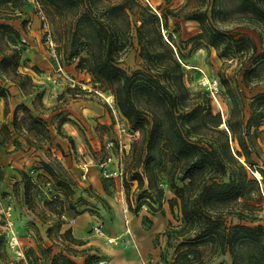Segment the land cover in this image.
I'll list each match as a JSON object with an SVG mask.
<instances>
[{
    "label": "trees",
    "instance_id": "1",
    "mask_svg": "<svg viewBox=\"0 0 264 264\" xmlns=\"http://www.w3.org/2000/svg\"><path fill=\"white\" fill-rule=\"evenodd\" d=\"M35 1L44 12H53L59 18L57 53L68 61L77 58L78 68L86 69L105 83L131 128L140 133L122 170L128 209L137 214L145 206L151 215L164 214L165 186L173 192L168 204L172 214L175 208L178 210L179 223L174 225L169 221L164 231L167 246H173V256L167 261L160 253L157 264H209L214 256L226 253L229 264H264V225L232 222L228 218L254 220L256 217L248 213L257 209L250 200L255 194L260 198V187L264 184V168L258 160L264 143V91L251 94L246 113L241 93H235L229 80L222 77L220 82L227 89L231 105L222 118L220 111L213 112L207 90H191L185 84L181 64L159 30V20L163 25L167 21L166 12L158 16L143 0ZM11 2L0 0V77L17 85L25 95H31L36 84L28 73L18 70L23 48L20 45L25 40L20 29L10 23L13 11L8 5ZM240 3L242 12L264 27V0H240ZM212 11L210 15L204 10L186 16L199 22L200 31L191 39L203 40L220 58L244 54L246 59L239 64L243 85L250 88L262 81L264 48H258L249 37L217 27L212 21ZM148 22L162 51L148 36ZM134 39L143 61L141 67L127 72L120 62L134 45ZM0 97L5 99L8 94ZM19 110L23 113L20 117ZM26 120L30 123L29 131L49 133L46 121L21 102L12 110L11 120L2 124L6 138L3 140L0 135V142L12 138L13 145L18 147L17 136L23 134L20 124ZM67 120L65 116L59 119L58 132ZM66 137L72 140L71 136ZM56 145L63 152L60 144ZM40 167L64 197L78 186L56 158L41 160ZM254 171L260 173L262 181L251 174ZM19 173L28 188V183L32 184L30 176L23 170ZM41 175L44 174H37ZM134 181L137 184L135 202L129 194ZM104 182L105 179V191ZM83 211L82 208L76 214ZM141 223L143 228H148L152 220L143 215ZM61 258L65 264H78L69 254ZM98 259L96 254H89L84 264ZM213 264L228 263L220 260Z\"/></svg>",
    "mask_w": 264,
    "mask_h": 264
},
{
    "label": "rangeland",
    "instance_id": "2",
    "mask_svg": "<svg viewBox=\"0 0 264 264\" xmlns=\"http://www.w3.org/2000/svg\"><path fill=\"white\" fill-rule=\"evenodd\" d=\"M149 1L152 4V6L148 4L149 7L158 16L162 12L167 14L164 25L159 20V30L163 40L171 46L175 59L181 64L185 84L196 91L206 90L199 83L202 78L212 84L217 82L218 90L214 93L207 90L208 96L213 112L220 111L222 118H225L231 106L230 97L220 80L222 77L227 78L232 90L241 93V100L248 113L251 92L243 85L242 70L239 68L240 62L245 60L246 56L241 54L220 58L213 47L204 45L203 40L191 39V36L200 31L199 22L186 19V16L204 10L210 15L213 10L212 21L217 27L251 38L258 48H264L262 23L242 12L240 0ZM8 6L13 11L12 20L19 21L20 35L22 40H25L24 45H20L23 48L18 70L28 73L32 82L36 84L35 92L28 95L29 106L33 114L39 115L46 121L49 133L39 134L29 131L30 123L26 120L20 124L23 134L17 136L20 141L18 147L13 145L10 150L3 149L9 145L12 138L0 142V151L3 153L9 154L15 151L20 154L11 159L0 155V264L11 261H19L21 264H65L61 255L69 254L75 261L73 256L83 255V251H86L87 255L98 256V261L92 264H106L102 260L106 259L107 253L104 254L105 251L99 248H94V251L89 247L82 249L79 246L82 238L98 239L111 244L116 249L122 246L131 248L135 252L147 251L149 256L153 253L158 255L163 253L166 260L170 261L173 256V246H167L164 231L169 221L174 225L179 223L178 210L175 208L172 214L168 204L173 192L165 186L164 214L157 213L153 216L145 206H142L137 214H133L128 209L125 188L122 180L120 181L122 170L131 154L132 144L139 138L140 133L131 128L118 109L112 91L105 83L86 69L78 68L77 58L68 61L57 53L60 21L53 12L47 13L41 9L46 21L44 26L35 0H12ZM147 25L150 28L149 38H152L154 46L161 50L156 35L152 32L151 24L148 22ZM46 29L50 31L55 44L53 50L47 40ZM175 47L179 53L176 52ZM142 61L138 54L137 40L134 39V45L126 51L120 64L130 72L141 67ZM58 66H61L64 72L58 71ZM261 73H264V69ZM8 82L5 77H0V88H2L0 94L4 96L8 94V98L0 97V100H4V107L2 111L0 110V135L3 140L6 135L1 130L2 124L11 120V111L16 106H14L15 99L13 101L10 98L12 93L7 86ZM262 82L264 83V78ZM254 85L252 84L251 87ZM36 93H40V96H36ZM33 98L35 107L32 104ZM21 102L23 101H18L17 104ZM101 108L107 111L106 122L99 119L102 117ZM22 114L19 110L18 116ZM63 116L68 120L60 126L58 132L56 126ZM73 128L76 129L74 133L76 139L70 140L66 136ZM15 135L14 133L12 136ZM58 136L67 139L65 149L61 147L63 152L56 145L58 142L55 138ZM262 146L263 152L258 160L264 168L262 162L264 143ZM51 158H56L63 171L78 183L67 198L52 186L49 176L45 175L40 167L41 160L51 161ZM21 170L31 178L33 185L28 183V188H25V179L19 173ZM91 170L100 175L102 184L105 179L106 190L101 195L95 192L93 185L85 178ZM104 172L110 175L104 176ZM254 172L251 174L262 181V176L258 178ZM38 173L44 175L37 176ZM74 174L80 176V180L75 178ZM117 189L120 192L117 193ZM135 192H137V184L134 181L129 188L133 202H135ZM108 196H113L116 202L122 200V212L126 216L122 233L116 221L117 212L108 205ZM63 198L65 200L61 201ZM49 199L59 202L46 203L45 200ZM250 202L257 208L252 211L253 213H248L249 216H256L254 220H250V217L239 219L237 216H228V218L232 222L264 225L263 182L260 187V198L255 194ZM72 205L74 206L71 207ZM82 208L84 211L76 214ZM143 215H148L152 220L148 228H143L140 223ZM68 228L70 231H67ZM107 237L112 240L109 241ZM144 240L150 242L145 245ZM220 260L229 264L228 253L214 256L209 264Z\"/></svg>",
    "mask_w": 264,
    "mask_h": 264
},
{
    "label": "crops",
    "instance_id": "3",
    "mask_svg": "<svg viewBox=\"0 0 264 264\" xmlns=\"http://www.w3.org/2000/svg\"><path fill=\"white\" fill-rule=\"evenodd\" d=\"M10 23H12V25L19 29V21H17L16 19L11 20ZM26 36V34H25ZM9 90L11 91V97L14 101V106L18 103V101H23L25 104L30 105V98L28 95H25L24 93L21 92V90L19 89V87L11 82H8L7 84ZM249 91L251 92V94H255L258 92H263L264 91V83L262 81L257 82L253 87L249 88ZM8 98V97H7ZM3 99L0 100V110L2 111L3 109ZM7 110V109H6ZM12 112V111H11ZM100 113L102 115L101 118L103 122H106L107 119V111H104L102 108L100 110ZM75 131L76 129L73 128V130H71L70 132H67V134L69 136H71L72 139H76L75 136ZM55 140L60 144V146L65 149V145L67 143V139L65 137H61L58 136L55 138ZM13 147V143L12 141H10L9 145H7V147H3V149H7L10 150ZM4 154V155H3ZM0 155L7 157L9 159L13 158V157H17V154L15 151L11 152L9 154L7 153H3L2 151H0ZM113 166V165H111ZM74 177L77 178L78 180L79 177L76 176V174H74ZM86 180L93 185L94 190L97 194L101 195V193L104 192L103 189V184L101 182V177L98 173L94 172V171H90L88 175H85ZM116 186L118 188V179L116 178ZM122 180V178H120V181ZM121 184V183H120ZM122 187V186H121ZM117 193L120 192L119 189H117L116 191ZM107 201L109 203V205L112 206V208L115 210L116 213V221L119 224V228L121 229L120 232L122 233L124 230V221H125V213L122 212L123 210V203L122 200L119 201H115L113 196H108ZM154 216V215H153ZM141 223V220H140ZM83 240L79 243V246L82 249H85L86 247L93 248L92 251H94V248H99V249H103V251H105L104 254L107 255L105 260H102V262L106 263V264H157V262L159 261V255L157 253H153L152 256H149L147 251H140L138 250L137 252H135L134 250H132L131 248H123L122 246L120 248H113L111 246V244L106 243L104 241L98 240V239H89V238H82ZM150 242V241H148ZM147 240H144V244L147 245ZM86 251H83V255H79L78 257L73 256V258L75 259V261L78 264H82V261L84 259V257L87 255L85 253Z\"/></svg>",
    "mask_w": 264,
    "mask_h": 264
},
{
    "label": "built area",
    "instance_id": "4",
    "mask_svg": "<svg viewBox=\"0 0 264 264\" xmlns=\"http://www.w3.org/2000/svg\"><path fill=\"white\" fill-rule=\"evenodd\" d=\"M34 1V0H32ZM145 2L147 4H149L150 6H152L151 2L149 0H145ZM37 4V9H38V12L40 14V19L43 21L44 23V26H46V21H45V16L44 14L42 13V10L40 8V5L36 2ZM46 37H47V40L49 42V45L52 47V50L54 49V42L52 40V36H51V33L48 29H46ZM57 70L58 71H61V72H64L62 67L61 66H58L57 67ZM199 83L206 89V90H209L210 92L214 93L218 90V87H217V82L215 83H210L209 80H204V78L200 79L199 80ZM121 173V172H120ZM110 174H108L107 172H104V176H109ZM109 239V238H108ZM110 241V240H109Z\"/></svg>",
    "mask_w": 264,
    "mask_h": 264
},
{
    "label": "bare ground",
    "instance_id": "5",
    "mask_svg": "<svg viewBox=\"0 0 264 264\" xmlns=\"http://www.w3.org/2000/svg\"><path fill=\"white\" fill-rule=\"evenodd\" d=\"M215 99L217 100V98H215ZM217 102H218V100H217ZM221 124H225V123H221ZM223 126H224V125H223ZM240 159L242 160V158H240ZM254 174H255V176H257L258 178L261 177V175H260V173H259L258 171H255ZM107 238H109V237H107ZM109 240H112V238H109Z\"/></svg>",
    "mask_w": 264,
    "mask_h": 264
}]
</instances>
